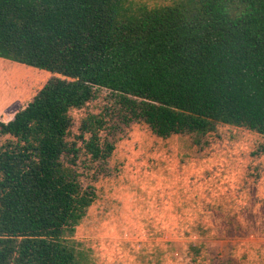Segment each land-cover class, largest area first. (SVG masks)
<instances>
[{
    "label": "trees",
    "instance_id": "16d2710c",
    "mask_svg": "<svg viewBox=\"0 0 264 264\" xmlns=\"http://www.w3.org/2000/svg\"><path fill=\"white\" fill-rule=\"evenodd\" d=\"M0 58L57 75L11 121L0 120V264H82L68 238L96 196L65 158L77 154L70 111L100 89L126 108L128 123L163 139L221 124L264 136V0L154 9L130 0H0ZM88 132L92 159L107 160L114 147Z\"/></svg>",
    "mask_w": 264,
    "mask_h": 264
},
{
    "label": "rangeland",
    "instance_id": "374dc122",
    "mask_svg": "<svg viewBox=\"0 0 264 264\" xmlns=\"http://www.w3.org/2000/svg\"><path fill=\"white\" fill-rule=\"evenodd\" d=\"M130 1L154 9L180 0ZM55 76L0 58V120ZM127 112L102 89L70 111L77 154L65 163L96 196L68 238L82 264H264V136L221 124L163 139ZM90 128L114 147L107 160L85 147Z\"/></svg>",
    "mask_w": 264,
    "mask_h": 264
},
{
    "label": "crops",
    "instance_id": "0c3cea01",
    "mask_svg": "<svg viewBox=\"0 0 264 264\" xmlns=\"http://www.w3.org/2000/svg\"><path fill=\"white\" fill-rule=\"evenodd\" d=\"M1 113V112H0Z\"/></svg>",
    "mask_w": 264,
    "mask_h": 264
}]
</instances>
